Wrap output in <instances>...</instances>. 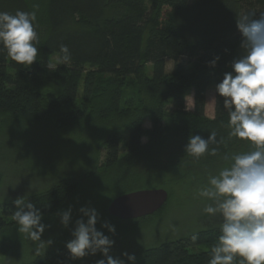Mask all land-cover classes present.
Here are the masks:
<instances>
[{"label": "trees", "instance_id": "obj_1", "mask_svg": "<svg viewBox=\"0 0 264 264\" xmlns=\"http://www.w3.org/2000/svg\"><path fill=\"white\" fill-rule=\"evenodd\" d=\"M18 10L36 15L39 53L31 66L21 65L0 45V125L11 117L34 124L38 136L51 130L60 137L72 127L88 146L98 138L102 146L96 151L93 147V152L101 160L90 176L103 173L116 187H100L91 199L98 198L96 193L113 201L137 190L168 192L166 204L152 215L123 220L103 209L102 221L126 228L138 226L140 219H157L174 193L199 190L209 176L230 166L232 155L253 150L247 140L230 136L228 111L215 85L245 51L236 19L251 13L259 18L264 0H0V11ZM61 45L69 49L67 61ZM217 56L216 66L210 67L208 62ZM55 58L57 63L50 69L48 64ZM211 88L213 117L207 115ZM190 95L193 108L187 103ZM212 131L216 142L209 151L216 149L215 155L196 158L185 152L190 135L207 139ZM42 161L34 160V165ZM82 188L81 180L69 176L24 199L41 210L42 221H52L68 204L84 206V193L79 198ZM15 200H0L3 255L11 243L20 242L19 225L13 219ZM219 235L216 226L147 247L135 264H209ZM75 261L62 245L19 264Z\"/></svg>", "mask_w": 264, "mask_h": 264}, {"label": "clouds", "instance_id": "obj_2", "mask_svg": "<svg viewBox=\"0 0 264 264\" xmlns=\"http://www.w3.org/2000/svg\"><path fill=\"white\" fill-rule=\"evenodd\" d=\"M253 17L255 13L236 19L242 37L240 46L245 51L231 62L232 71L225 72L215 85V92L223 98V107L228 111L230 136L247 140L253 150L232 155L230 166L209 176L207 185L199 190V196L212 201L205 207V213H218L223 219L209 264H235L238 258L239 264H264V13L259 18ZM35 20L34 12L0 11V45L18 64L31 66L37 60ZM61 51L67 61L70 58L68 47L61 45ZM219 59L217 56L209 61V66L214 68ZM48 67L52 69L51 64ZM215 142L214 131L207 139L198 134L190 135L185 152L196 158L206 153L215 155L216 149L209 151V145ZM14 204L17 210L13 219L19 225L18 231L39 242L38 253L45 247L41 237L50 225L42 222L41 210L31 202L25 203L24 197L17 198ZM79 211L82 216L71 231L72 239L66 242L72 260L102 253L104 258L96 264H135V254L125 252L124 258H114L110 254L115 240L97 229L100 219L97 209L81 207ZM72 212L70 206L57 213L65 228L72 222ZM101 227L113 235L116 233L115 226L110 223L105 222ZM52 243L47 241L48 245Z\"/></svg>", "mask_w": 264, "mask_h": 264}, {"label": "rangeland", "instance_id": "obj_3", "mask_svg": "<svg viewBox=\"0 0 264 264\" xmlns=\"http://www.w3.org/2000/svg\"><path fill=\"white\" fill-rule=\"evenodd\" d=\"M194 1L191 0V2ZM56 63L57 58L51 64L52 69H54ZM167 65L168 69H171L173 62L169 61ZM80 97L81 99L84 98L83 88H81ZM127 97L128 100L131 98L129 92ZM187 103L190 108H193L192 95L187 98ZM207 115L209 117L214 116V88H211L208 93ZM145 126H150L148 119L145 121ZM37 129H39L38 126ZM35 131V125L23 119L15 120L9 117L1 122L0 200L27 197L34 192L52 187L63 178L74 176L81 180L83 184L81 190L83 192L80 195L77 194V196L79 195V198H82L84 193V206L77 207L75 202L66 206L65 210L70 206L73 209L72 222L68 228L61 224L60 216L57 214L54 215L52 221H42L50 227L45 229L41 237L45 241V247L41 248L38 253L36 248L39 242L32 241L27 234L22 233V235L20 233V242L19 239L16 241L20 244L11 243V249L8 253L6 255L0 254V264H19L33 259L50 247L66 246V242L72 239L71 231L75 227L76 220L82 216L79 211L81 207H94L99 214L103 209L108 210L112 202L109 199L110 197L101 193V196H99L96 193L95 195L98 198L93 197L91 199L95 190L100 191V187L105 188L107 184H109L110 189L116 187V185H111L110 181L108 182L101 171L102 174H97L93 178L90 176V173H96L95 167L98 161L101 160L93 152V147L96 146V151L102 146L101 142H97L98 138L88 146L85 140L77 137V132L72 127L66 128L61 134L59 132L60 137H58L59 135L56 136L55 133L53 135L51 130H47L39 136ZM38 131L40 132V130ZM124 135L127 136V132ZM33 140H35L34 144L31 143ZM56 144H60L58 149L55 148ZM42 158L44 163L35 166L34 160L39 161ZM86 175L89 176V179ZM100 175L102 177H99ZM199 190L189 191L188 193L179 191L174 193L168 208L162 214L157 215V219H144V222L140 219L141 223L138 226L132 224L127 225L126 228H122L120 223L115 224V235L108 232L106 228L101 227L105 221H102L100 215L96 225L97 229L115 240V245L112 247L110 254L114 258L118 255L124 258L123 253L127 252L135 254L136 258H139L147 247L159 245L162 242L179 238L200 229L220 226L223 222L222 216L218 213L216 215L205 213V207L211 204L212 201L199 196ZM75 199L78 198L75 196ZM92 200L97 203L94 204L95 202ZM75 213H78V215ZM48 240L53 243L48 245ZM103 258L102 253H97L95 256L89 255L71 264H96L97 260Z\"/></svg>", "mask_w": 264, "mask_h": 264}, {"label": "water", "instance_id": "obj_4", "mask_svg": "<svg viewBox=\"0 0 264 264\" xmlns=\"http://www.w3.org/2000/svg\"><path fill=\"white\" fill-rule=\"evenodd\" d=\"M168 200L165 189H145L126 193L115 198L108 213L118 219H139L156 213Z\"/></svg>", "mask_w": 264, "mask_h": 264}]
</instances>
